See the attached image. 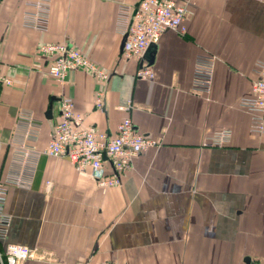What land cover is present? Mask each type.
<instances>
[{
  "label": "crops",
  "instance_id": "1",
  "mask_svg": "<svg viewBox=\"0 0 264 264\" xmlns=\"http://www.w3.org/2000/svg\"><path fill=\"white\" fill-rule=\"evenodd\" d=\"M39 1L0 0V73L12 80L0 84V183L25 185L8 184L0 251L31 248L35 258L21 264H264V134L252 131L240 103L264 63V2L191 0L188 33L163 34L154 59L144 60L148 79L121 56L120 10L139 0H51L46 31L26 24ZM48 43L79 48L110 79L75 71L56 82L38 52ZM204 54L217 57L208 95L193 91ZM99 92L104 112L95 108ZM62 97L75 101L82 128L112 136L130 118L159 147L136 156L119 186L100 187L68 159L43 154ZM22 113L35 118L37 137L27 135ZM220 130L233 132L231 143L210 146ZM22 147L39 154L35 168Z\"/></svg>",
  "mask_w": 264,
  "mask_h": 264
},
{
  "label": "built area",
  "instance_id": "2",
  "mask_svg": "<svg viewBox=\"0 0 264 264\" xmlns=\"http://www.w3.org/2000/svg\"><path fill=\"white\" fill-rule=\"evenodd\" d=\"M109 2L113 0H99ZM191 0H139L132 7H121L120 15L126 21L123 38L126 36L123 59L139 62L137 76L153 79L154 73L145 64L144 56L152 44H158L163 34L173 31L180 35L188 33L187 18ZM264 2V0H258ZM51 0H40L38 12L27 15L28 27L46 31L48 29ZM39 54L46 59L47 75L58 83H63L71 72L81 71L106 83L111 76L90 56L68 43H48L38 48ZM217 57L204 54L197 58L193 91L208 95L211 91ZM256 78L252 84V95L241 100V106L252 114V131L264 134V63H258ZM0 84L12 85V80L0 73ZM95 108L106 110L105 93L96 95ZM21 121L28 129L29 137H37L39 125L31 113H22ZM83 116L77 112L75 101L62 97L60 101V120L54 127L53 136L43 154L56 159H68L80 174L88 173L102 188L119 186L121 177L132 166L133 159L159 144L137 131L130 118L124 119L117 132L109 136L96 127L82 128ZM233 132L220 130L208 139L210 146L220 147L231 143ZM23 161L35 168L39 154L24 147L19 152ZM25 187L22 178L9 179L0 183V242L5 240L10 218L5 211L8 184ZM35 258L33 250L27 246L9 244L0 251V264H21ZM106 264H116L109 262Z\"/></svg>",
  "mask_w": 264,
  "mask_h": 264
},
{
  "label": "water",
  "instance_id": "3",
  "mask_svg": "<svg viewBox=\"0 0 264 264\" xmlns=\"http://www.w3.org/2000/svg\"><path fill=\"white\" fill-rule=\"evenodd\" d=\"M125 39H126V36L123 38V41H122V44H121V54L123 53V50H124V43H125ZM157 50V44H152L149 49L147 50L148 52L146 53V55L144 56V60L145 59H149V60H153L154 59V55H155V52ZM53 104H54V100L53 102L51 103V106H50V109H49V112H48V116L50 118L53 117Z\"/></svg>",
  "mask_w": 264,
  "mask_h": 264
}]
</instances>
